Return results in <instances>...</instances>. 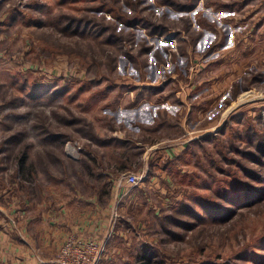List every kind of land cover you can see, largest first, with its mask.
<instances>
[{"label": "rangeland", "instance_id": "obj_1", "mask_svg": "<svg viewBox=\"0 0 264 264\" xmlns=\"http://www.w3.org/2000/svg\"><path fill=\"white\" fill-rule=\"evenodd\" d=\"M200 1L213 12L226 13L237 7L233 10L237 13L233 20L222 18L219 27L199 14L198 20L210 24L203 26L210 34L203 33L197 49L193 38L180 43L177 55L167 53L170 48L162 46L145 53L151 34L142 24L133 23L140 21L139 9L143 15L153 13L162 25L165 16L179 20L181 11L161 2L181 6L193 0H0V197H9L8 212L0 215V225L8 223L6 228L31 250L26 251L31 259L48 263L57 253L36 252V244L46 243L42 233L53 229L48 219L44 226L36 225L43 216L40 214L60 211L69 197L76 199L75 192L89 195L100 188L109 191L101 198L107 213L93 215L102 226L97 239L106 244L101 264H264V198L248 204L242 197L261 186L248 177L249 172L261 173L262 169L250 157L257 150L247 136L250 130H246L263 132L264 99L241 104L248 100L245 96L246 100L233 106L248 89L264 96V66L261 75L251 70L240 78L242 84H233L240 86L239 92L226 107L224 101L231 93L225 94V89L217 95L202 91L204 88L189 92L187 87L191 86H185L182 79L212 83L204 73L203 79L196 74L198 66L204 70L202 65L213 57L207 58L208 54H203L208 52L202 51L211 42L216 44L214 34L221 35L224 46V37L230 34L227 25L239 27L244 11L250 12L253 22L262 16L260 25L264 28V0L197 3ZM102 14L120 30L132 33L133 40H105L100 32L105 25L96 21ZM145 19L151 20L149 16ZM70 20L74 22L70 26L82 25L66 30ZM93 27H97L94 32ZM173 30L184 31L181 27ZM249 64L255 69L254 58ZM216 77L223 84L227 81L224 72ZM145 84L154 85L152 91L138 92ZM162 85H166L163 92L158 90ZM194 95H206L201 99L207 103L199 106L188 125L183 124L188 136L179 143L186 141L184 150L171 159L162 158L160 166L167 169L155 175L161 188H142L135 205L121 207L122 200L115 210L113 180L130 173L145 174L146 181L148 173L97 171V150L89 147L96 141V132L105 138L104 133L114 130L110 118L127 120L125 117L147 106L153 125L159 111L173 115L182 109L186 115L188 100ZM212 97L216 98V108L211 111H216L218 132L208 136L211 140L200 141L205 136L197 132L208 128V119L199 121L208 114ZM136 99H142L141 107L135 105ZM123 120L117 122L120 128L116 134L132 131ZM172 125L163 121L156 135L183 134ZM66 142L80 146L75 159L67 155ZM13 199L20 207L19 215L23 213L21 221L13 217L17 215ZM47 245L55 249L52 241Z\"/></svg>", "mask_w": 264, "mask_h": 264}, {"label": "crops", "instance_id": "obj_2", "mask_svg": "<svg viewBox=\"0 0 264 264\" xmlns=\"http://www.w3.org/2000/svg\"><path fill=\"white\" fill-rule=\"evenodd\" d=\"M249 4L245 5L244 8H247ZM237 7H231L230 12L233 10H236ZM250 12H245V16L243 15L242 19H244L240 25L246 24V32L241 35L240 40H236V44L232 45L233 39L231 38V35H229V41H228V35L224 37L225 45H222V37L217 36L216 34L213 35L212 39L213 41L217 39L216 44H211L209 48H207L203 55H207V58L211 55H213L210 59V62L207 64L202 65V67H205L204 71L201 67L198 66V70L196 72L197 77L203 79V73L208 76L207 79L212 80V83L209 82L208 84L204 83L203 81L196 80L195 82H188L191 81L189 77H183L184 79L183 84L185 86H191L187 87V90H191L189 92H192L194 89H202V91H206L207 93H211L213 95H217V92L224 91L225 94H229L232 88H234V83H241L240 78L244 75H248V72L251 70H255L258 75H261L260 72H262L263 66H264V28L261 27L260 22L263 21L262 16L258 17L255 22H253L252 15L249 14ZM250 15V16H249ZM249 18V19H248ZM204 20V19H203ZM201 20V22H203ZM254 24V27H253ZM237 25V24H236ZM262 29V30H261ZM248 44L245 46V43ZM215 43V42H214ZM255 48V49H254ZM217 51V52H215ZM223 51V52H221ZM189 49H187V55L189 56ZM220 52V53H219ZM185 54V53H184ZM254 58L256 61V64H254L253 69L251 66H249V61ZM253 63H251L252 65ZM223 66V67H222ZM212 69L209 71V69ZM187 72V71H186ZM202 72V73H201ZM221 74L224 77H227V81L225 83H221V81H218L219 79L216 77L217 73ZM189 76V75H187ZM196 77V78H197ZM179 78V77H178ZM181 78V77H180ZM195 78V79H196ZM194 79V80H195ZM180 80H176V84H179ZM218 81V82H217ZM215 83H218L216 85ZM175 84V83H174ZM242 84V83H241ZM240 84V85H241ZM176 85V86H177ZM180 85V84H179ZM208 85V86H206ZM154 85L145 84L143 87H139L138 92H140L141 89L144 91H152ZM166 85H162L159 87L158 90L163 92L165 90ZM167 86H169L167 84ZM224 86V88L219 89L218 87ZM178 89V86H177ZM137 90V89H135ZM179 90V89H178ZM145 93V92H144ZM165 93V92H164ZM206 95H203L204 97ZM197 97V99H195ZM202 97L199 98L198 95H194V97L191 96V98L187 100L190 102L188 105V111L185 114L181 113L182 109H179L175 112V114L170 115L168 112H158L156 115V124L153 125V121L150 117H147V114L150 112L148 111V106L144 109H141L140 112L132 113L131 115L134 116H128L125 117L127 120H123L121 118L116 119V117L110 118V124H112L114 127V130L110 131V133H104L103 136L105 138H99L98 133L96 132V141L95 143L89 142V147L91 149L97 150V166L99 167L97 171H100L101 173H122V172H144L147 174V180L143 184V186L136 188L132 190L123 200L121 207H124L127 205V203L136 204L137 197L139 194H141V189H155V188H161L159 185L158 180L156 179L155 175L159 172L164 171V169H167V167L161 168L160 164L162 163V158H165V160H168V158H172V156H177L181 150H184V143H179V140H183L186 138L188 134L184 130V125H188L195 112H197V109H199L200 105L206 104V99ZM216 97V96H215ZM214 97V98H215ZM193 98V99H192ZM201 100H199V99ZM213 98V97H212ZM212 99V101H209V107H208V114L205 115L204 118L200 119V123L203 122L204 119H208L207 122V129L205 130H199L197 133H203L201 136H215L212 135V132H216L218 129L217 123V116L216 111H211V108L214 110L216 108V98ZM144 99V98H143ZM142 99H136V104H139L141 107L143 103H141ZM148 102H151L149 100H145ZM134 102V103H135ZM146 104V103H145ZM212 105V107H211ZM115 106V104L113 105ZM207 106V105H206ZM117 107V106H115ZM114 107V108H115ZM115 112V111H114ZM156 112V111H155ZM213 112V114H212ZM198 114H200L198 112ZM213 117H211L212 115ZM113 115V113H112ZM185 115V116H184ZM161 117V119H160ZM150 119V120H149ZM160 119V120H159ZM206 119V120H207ZM124 121L127 123V125H130L131 132L126 130V134H116V131L120 128V124L117 122ZM169 122L170 124H173L172 127L175 129L180 128V131L183 132L180 136L171 135L169 133H166L162 135H156L160 131L161 127L163 126V121ZM161 122V123H160ZM136 127L140 128V132L136 129ZM128 129V128H127ZM136 132H138L136 134ZM218 132V131H217ZM211 133V135H210ZM215 134V133H214ZM143 138V139H142ZM148 139V140H147ZM211 140V139H210ZM176 153V154H175ZM163 154V155H162ZM92 156V155H91ZM94 157V156H92ZM95 160V162H96ZM168 163V162H167ZM165 162V164H167ZM115 177V176H114ZM113 177V178H114ZM116 179V178H115ZM114 179V180H115ZM114 180H113V188L112 190L115 193L114 190ZM95 187V185H94ZM103 192H105V189L101 191V189H93L92 192L89 193V195H84L83 193L75 192V198L69 197L66 200V204L64 206H61L60 211L56 210L55 212L51 211L48 214H40L43 215L39 218V222L36 220V225L38 226H44L47 219L51 221L52 223L50 226L53 228L52 230L48 232L42 233L43 241H46L44 244H36V252L41 255L43 251H56L58 250L61 245L63 244L64 240L70 235L74 234L76 236L80 237H92L89 235L96 236L99 234L100 229L102 228L100 221L98 219H95V216L93 215H105V212L107 213V208H102L101 204V198L103 196H108V193L103 195ZM0 215H5V213L8 212V204L7 203L9 197L3 196L0 197ZM113 198V194L111 193V201ZM12 202L14 203V208L17 212V215H13L14 219L18 217V221H21L20 218L21 215H19L20 207H18V203L16 199H13ZM131 204V205H132ZM47 215V216H46ZM59 215V216H58ZM61 215V216H60ZM62 217H64L62 219ZM60 222H62L60 224ZM64 223V225H62ZM60 224V225H59ZM8 225L7 222L0 225V264H49L48 263H38V261L35 258H32L26 255V251L30 252L31 250L24 244L21 243V240H19V237L14 235V233L9 231V229L6 228ZM37 234L40 235V232L37 231ZM40 237V238H41ZM39 237H36V240H38ZM52 241L54 244V248L48 247V242ZM35 252L34 250H32Z\"/></svg>", "mask_w": 264, "mask_h": 264}, {"label": "built area", "instance_id": "obj_3", "mask_svg": "<svg viewBox=\"0 0 264 264\" xmlns=\"http://www.w3.org/2000/svg\"><path fill=\"white\" fill-rule=\"evenodd\" d=\"M212 8H208L202 1L198 2L196 6L189 12H181L182 16L189 18L191 22L192 29L196 32H201L202 36L197 41L195 48L197 49L198 43L203 40V33L209 32L204 28L198 20L199 14L202 16H207L208 20L213 22L219 27L222 18L233 20L236 15V11L231 12H219L211 11ZM244 20V19H242ZM223 24V23H222ZM224 25V24H223ZM225 26V25H224ZM227 28L230 32L231 38L234 40L232 45L236 44L239 36L244 34L246 30V24H242L237 27V25L228 24ZM149 40L150 53L157 46L169 47L166 49L167 53H179V44L188 43L189 37L188 33L184 31H170L164 35H149L147 36ZM212 44V42H211ZM210 44V45H211ZM210 47V46H208ZM207 47V48H208ZM206 48V49H207ZM155 51V50H154ZM153 51V52H154ZM171 51V52H170ZM196 51V50H195ZM205 51V50H204ZM202 51V52H204ZM201 52V53H202ZM217 52V51H215ZM247 96L248 100L241 104L252 103L254 101H260L264 99L262 93H257L254 89L253 91L249 90L241 96ZM255 97V98H254ZM254 98V99H253ZM240 99V98H239ZM238 99V100H239ZM237 100V101H238ZM66 153L71 159H75L79 155L81 149L80 146L76 143L66 142L65 143ZM145 181V174H124L119 176L114 180V190L116 193L115 196V210L119 207L118 204L134 189L139 188ZM105 240H99L93 237H78L74 234H70L63 242L61 247L57 250L54 258L49 262V264H101L105 257Z\"/></svg>", "mask_w": 264, "mask_h": 264}, {"label": "trees", "instance_id": "obj_4", "mask_svg": "<svg viewBox=\"0 0 264 264\" xmlns=\"http://www.w3.org/2000/svg\"><path fill=\"white\" fill-rule=\"evenodd\" d=\"M162 4L172 8V9H175L177 11H181V12H189L190 10H192L196 4H197V0H193L192 3L190 4H184V5H181V6H176L175 4H169V3H164V2H161ZM142 9H139V15H140V18L139 20L140 21H135L133 23V25L139 23V24H142L147 30L148 32L151 34V35H164L166 33H168L170 31V29L172 28H177V27H181L184 32L188 33L189 35V38H193V40H191L192 42V45L195 47L196 46V43L197 41L200 39V37L202 36V33L201 32H196L194 29H192V26H191V22L189 20L188 17L186 16H182L179 20H170L168 19L166 16L164 17L165 18V22L166 23H163L160 24L161 22H158V20H156L155 17H153V13H150L148 15H143L142 14ZM144 11V10H143ZM122 15L124 16H127L126 13H123ZM146 16H149L150 17V21H147L145 19ZM123 18V17H122ZM121 18V19H122ZM201 18L199 19V23L202 25V26H206V25H210L205 19L203 20V22H201ZM98 23H100V21L102 22L103 27H101V31L102 34L101 35H104V38L105 40H112V39H115V40H118V43L122 40H124L126 37H129L130 40H133V34L131 35L129 32H127L125 29L124 30H120L118 28V25L116 22L114 21H107L105 16L102 14V15H99V17H97V20ZM95 21V22H96ZM70 23H74L72 20H70V22H68L67 24V28L66 30H72V28L74 26H79V25H82V24H78V25H73V26H70L69 24ZM97 27H93L92 31H96ZM145 47V44L143 43V45H141L140 47V50L139 52L142 53V49ZM120 48V47H119ZM149 49L150 48H146L145 47V53H148L149 52ZM162 60V59H160ZM116 62V61H115ZM113 68H115V65L113 64ZM239 84V83H237ZM234 85V88H232L231 90V95L224 101V107H226V105H230L231 102L233 100H235L236 98V95L237 93L239 92V85ZM244 100V97L240 98L236 104H234L233 106L237 105L238 103L242 102ZM231 106V107H233ZM230 107V108H231ZM245 114V113H244ZM250 130V131H248ZM246 131H248V138H249V141H251V143L253 144V146H255V149L257 150V153L256 155H252L250 156L252 158V161L260 168L262 169V172L261 173H257V172H249L248 173V177L251 178L252 180L253 179H256L257 181L260 182V185L258 189H256L254 192H251L252 194H244L242 197H245V201L243 203H256L260 200H262L264 198V130L263 132H260L259 133V130H256V129H247ZM44 134V133H42ZM209 138V139H208ZM211 137H203L202 139H200V141H207V140H210ZM260 174V175H259ZM108 192L105 191L103 192V195L107 194ZM247 195V196H246ZM248 196H251L253 197L254 196V199L251 200V199H248L249 197ZM262 198V199H259L257 200L258 198ZM231 203H233L231 200H230ZM248 203V204H249ZM242 206V205H241ZM209 210V208H208ZM207 210V211H208ZM209 212V211H208ZM141 264H149V263H141Z\"/></svg>", "mask_w": 264, "mask_h": 264}, {"label": "bare ground", "instance_id": "obj_5", "mask_svg": "<svg viewBox=\"0 0 264 264\" xmlns=\"http://www.w3.org/2000/svg\"><path fill=\"white\" fill-rule=\"evenodd\" d=\"M244 100H246V99H244ZM244 100H243V101H244ZM238 104H240V103H238ZM238 104H237V105H238Z\"/></svg>", "mask_w": 264, "mask_h": 264}]
</instances>
